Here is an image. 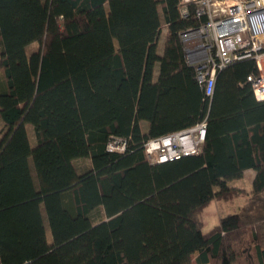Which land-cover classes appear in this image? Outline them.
Returning a JSON list of instances; mask_svg holds the SVG:
<instances>
[{"label": "trees", "instance_id": "16d2710c", "mask_svg": "<svg viewBox=\"0 0 264 264\" xmlns=\"http://www.w3.org/2000/svg\"><path fill=\"white\" fill-rule=\"evenodd\" d=\"M182 6L0 0V264H264V101L247 81L255 63L222 69L207 98L180 36L205 19L194 4L183 17ZM205 117L199 154L151 161L149 139ZM115 136L125 151L108 150ZM86 157L80 172L74 161ZM247 169L251 191L231 186ZM240 197L239 210L203 229L211 201Z\"/></svg>", "mask_w": 264, "mask_h": 264}, {"label": "built area", "instance_id": "2783aa9c", "mask_svg": "<svg viewBox=\"0 0 264 264\" xmlns=\"http://www.w3.org/2000/svg\"><path fill=\"white\" fill-rule=\"evenodd\" d=\"M181 14L188 17L190 4L205 20L181 31L186 62L193 66L196 79L207 98L215 91L219 72L228 65L252 60L255 71L247 76L254 96L264 101V0H182ZM207 131V117L193 126L151 138L145 150L152 162H166L199 154ZM167 139H172L169 143ZM109 151L123 152L127 140L115 136Z\"/></svg>", "mask_w": 264, "mask_h": 264}, {"label": "rangeland", "instance_id": "374dc122", "mask_svg": "<svg viewBox=\"0 0 264 264\" xmlns=\"http://www.w3.org/2000/svg\"><path fill=\"white\" fill-rule=\"evenodd\" d=\"M165 33H166V27L163 26L162 34H161L160 39H159V52L160 53H162L163 48H164L165 35H166ZM37 48H38V44L33 43L28 47V50H29V52H32V51L36 50ZM157 69H158V66H157ZM146 127H147V123L143 122V129L145 130ZM4 129H5L4 122L0 118V132H2ZM27 129L29 132L31 144L35 145L36 144V138H35L34 128L31 124H28ZM74 162H75L77 169L80 172L87 170L91 166V160L88 157L77 158V159H75ZM33 173L35 175L34 171H33ZM253 173H254V169H250V170L246 171L245 175L242 178L232 180L229 183L231 186H238V187H242V188L252 187ZM35 177H36V175H35ZM243 199H244L243 197H240L232 205L225 204V203L224 204L219 203L216 200L211 201V203L204 210V218L206 219L208 216L209 222L206 223V225L204 226L203 229L205 231H207V230L211 229L212 227H214L218 223L221 214H226L228 212H234L236 210H239L238 206L242 203ZM43 215H44V223H45V226L47 228V236H48L49 240L51 241L52 235H51V231L49 228L48 219H47V216H46L44 210H43ZM96 219H99V218L97 217ZM193 264H195V263L193 262Z\"/></svg>", "mask_w": 264, "mask_h": 264}, {"label": "crops", "instance_id": "0c3cea01", "mask_svg": "<svg viewBox=\"0 0 264 264\" xmlns=\"http://www.w3.org/2000/svg\"><path fill=\"white\" fill-rule=\"evenodd\" d=\"M248 170H250V169H247L246 171H248ZM246 171H245V173H246ZM245 173H244V175H245ZM254 175H255V170H254V173H253V178H254ZM247 191H251V189H252V187H249V188H245ZM244 199H243V201H242V203L238 206V208L239 207H241L245 202H246V197H243ZM209 217L207 216V218L205 219V225H206V223H208L209 221ZM218 223H219V221H218ZM217 223V224H218Z\"/></svg>", "mask_w": 264, "mask_h": 264}, {"label": "bare ground", "instance_id": "6f19581e", "mask_svg": "<svg viewBox=\"0 0 264 264\" xmlns=\"http://www.w3.org/2000/svg\"><path fill=\"white\" fill-rule=\"evenodd\" d=\"M170 141H172V139H167L166 142L169 143Z\"/></svg>", "mask_w": 264, "mask_h": 264}]
</instances>
